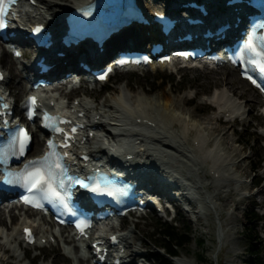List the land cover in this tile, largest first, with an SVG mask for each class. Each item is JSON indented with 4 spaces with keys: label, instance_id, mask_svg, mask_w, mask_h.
Returning <instances> with one entry per match:
<instances>
[{
    "label": "rangeland",
    "instance_id": "1",
    "mask_svg": "<svg viewBox=\"0 0 264 264\" xmlns=\"http://www.w3.org/2000/svg\"><path fill=\"white\" fill-rule=\"evenodd\" d=\"M75 1L80 0H66V2L72 4ZM144 1H147L150 5L165 7L168 4L175 5L180 0H140V3ZM53 10H56L57 14L60 13L58 11L59 8H54ZM39 17L41 16L37 15V18ZM43 19L44 21L55 20L52 16H46ZM26 21H29L27 17ZM2 53L0 51V58H2ZM8 57L10 58L9 54ZM5 63L4 60L3 64ZM24 63L29 65L28 61ZM22 65L23 63H17V67L20 70ZM224 72L234 74L236 79H239L235 72L226 68L217 71H197L190 67H182L179 63L168 67H152L139 72L116 74L112 78L114 85H112V91L110 92L103 91L101 87L91 89L87 86L85 89L70 94L69 87L66 86L63 93L66 96L63 98L61 95V102L69 104L74 101L75 97H80L81 100L89 103L92 109H96L98 113L104 115L102 116L103 122L112 133L118 130L115 129L118 127H113L117 123L113 117L116 114V109L126 111V108L122 107L120 103L121 96V98L128 101V107L129 105L131 107L137 106L138 102L149 103L156 100L161 103L168 100L175 103L174 112L180 115L182 120L185 119L190 124L195 123L198 125L199 129L195 128L192 131L191 138H196L199 134H205L208 137L206 149H211L212 147L223 149L227 165L225 168L226 174H230L231 177L233 175L237 177V180L221 184L216 188L215 183L206 177L208 168L212 164L209 161L207 164L202 165L198 179H196V176L193 178L197 180L200 192L205 195L204 197L208 199L210 196L212 200H204L203 195L198 192L194 197L193 203L192 197L189 204H182L178 200H174L173 204L181 205L177 216L179 228L190 229L193 237L191 244L179 250L180 258H185L191 264H244L255 258V256H251L250 251V247H253L264 263V219L261 222L253 221L248 223L245 216L246 213L250 215L253 209L260 215H264V116L260 111V106L263 102L262 100L260 101L261 97L259 94L253 90L252 95L257 96V98L253 102L255 108L252 110L246 102L247 96L236 94L230 85L225 84L224 81L227 76L223 75ZM14 82V80L10 79L6 86L10 90L12 89L11 97L17 99L24 96L25 92L16 95L15 93L18 90H16ZM122 91L125 94L124 97L121 95ZM216 91L231 98L232 102L237 104V108L244 113V116L239 117V120L237 119L235 122L225 121L227 117H223L225 120L221 118L222 123H217L215 118L217 116L220 117V112L212 107L210 100V97ZM56 95L60 94L56 93ZM67 95H69V99ZM94 98L96 101H94ZM187 99L192 100L187 105H184V101ZM144 109L153 116L161 115L160 112L155 113L148 105ZM236 112L239 111L236 110ZM165 124L166 122L160 132L146 131L145 133L151 136L158 135V133H166L172 138V141L175 139V141L180 142L179 135L183 131L182 125L176 121L177 126L172 129L170 126L166 127ZM215 128H220V131L213 134ZM225 132L227 133L226 135H224ZM177 134V139L173 138ZM99 135L101 140L98 142V146L107 145V147H110L114 143L107 132L102 129L99 130ZM148 140L152 142L151 139ZM108 141H110L109 144ZM189 144L191 145V142ZM152 147L158 146L154 145ZM178 156L181 161L173 160V164H169L162 159L161 161L155 160V162L163 170L176 169L178 170V175L192 176L191 167L189 170L180 168V166L191 165L195 168L197 164L196 158L192 162V156L188 158ZM182 161L187 164H183ZM239 162V168L235 167L234 163L238 164ZM228 163L230 164L228 165ZM154 170H157V168L155 167ZM154 176L155 174L153 178ZM185 180L188 184L192 183L187 179ZM176 184L177 186L180 185L179 182ZM207 185H210V188L205 187ZM246 195L251 197H246ZM167 196L165 195V197ZM224 198L229 200L226 206L222 202ZM10 214H19L21 218L12 220L9 217ZM26 220V217L17 210H13L10 213L7 211L0 213V227H3L0 230V235L2 232L7 233V236L0 237V245L10 249L9 253H5L0 248V259L3 258L5 260L4 263L0 264H7L8 262L12 264L74 263V258H70L63 251L61 244L57 246L49 244L41 249L30 250L20 247L18 240L12 236L16 232L18 233V229ZM165 222H173L172 213L165 217L163 214L155 212L147 214V216L139 220L133 218L125 221L127 230L125 234L128 235V242L133 251L131 256L136 261L133 264H141L140 260H138L139 258H145L147 260L145 264H160L158 259L154 260L153 258L159 252L156 246L162 247L164 245L162 244L163 239L161 238L158 225ZM43 228L47 232L51 231L48 226ZM196 239H204L205 243L203 246L197 245ZM71 249L74 250V255L77 256V249L74 246H71ZM199 254L203 255L204 261L198 258Z\"/></svg>",
    "mask_w": 264,
    "mask_h": 264
},
{
    "label": "bare ground",
    "instance_id": "2",
    "mask_svg": "<svg viewBox=\"0 0 264 264\" xmlns=\"http://www.w3.org/2000/svg\"><path fill=\"white\" fill-rule=\"evenodd\" d=\"M38 4L37 7L32 8L33 10L30 11L29 9H24V11L26 12L25 14L27 15V19L30 21L32 20V14H34L33 16H37V14L39 15H43V18H45L46 16H52L55 18V20H53V24L55 26H59L61 24V19H62V13L63 11L68 7L73 5L72 3H68L66 2V0H61V1H57V0H35ZM59 8L58 11H60L59 14H57L56 10L53 9ZM214 8V5L210 4V9L212 10ZM48 15V13H50ZM141 43V42H140ZM110 44H108L106 46V52L104 55L99 56L98 58L100 60H103L106 58V56L108 55V52L110 51L109 48ZM132 46L134 47H138L140 46L139 44H132ZM78 58H80V53L78 54V57L76 59L74 58H70V59H59L57 57H52V64H55V70L50 73L49 77L53 76L55 73L60 72V73H68V69L70 68H77L76 67V62L78 60ZM5 60L6 62V70L8 71V76H9V80H14V86L16 88V90H18V92H16V95H19V93L22 92H26L27 91V84L26 82L23 80L24 78V74L22 73V71L20 70V68L17 67V62L15 60H13L11 57H8V52L6 50L3 51L2 53V58H1V62H3ZM224 76H227V78L225 79V84L226 85H230L231 88H233L235 90L236 94H240L241 96H247V104L251 107V109L253 110L255 108L254 105V101H256L257 96L252 95V91L253 89H251L248 84L244 81H242L241 79H236L234 74H229L224 72L223 73ZM65 81H67V83H71L72 81L67 80L65 78V76L63 77ZM121 95H123L124 97V93L123 91L121 92ZM122 97V96H121ZM120 97V103L122 105V107L126 108V111L123 110H118L116 109V114L113 115V117L115 118V121H117V123L115 124V126L113 127H118L115 129H118L119 132H123L120 135H115L114 133L110 132L105 125H103V130L105 132H107V134L110 136V138L113 140V142L115 143V145H112V148H114L115 152H120L121 150L124 149H135L133 150V153H137L140 154L142 152H145L142 156L145 157L146 159V164L148 162H155V160H165L166 162H168L169 164H173V160L175 161H181L178 157V155H180V157L185 156L186 153L184 150L180 149L179 147L184 146L185 144L182 143L184 142V139L189 140L192 136V131L196 128H198V125L195 123H188L185 119L182 120L180 115H177L174 112V107H176L175 103H172V101L168 100L166 102L161 103L160 101H151L149 103L146 102H138L137 106L131 107L128 105V101H126L125 99ZM191 100H186L184 101V105H187L188 103H190ZM217 107L218 109L221 111V113L223 115L227 114V109H230V115L233 116L236 112V110H238L239 112L237 113L238 117H242L244 116V113H242L240 111V109L237 108V104L235 102H232V99L229 98L228 96L224 95L223 93H219L217 96H215L212 100H211ZM147 105L150 106V108L152 110L155 111V113H159L161 115L158 116H152L149 117L152 121H155L157 123H165L166 127H171L172 129H174L177 124L176 121H178L181 125H182V133L179 135L180 139H182L181 144L177 145V141H172L170 140L171 137H169V135H167L166 133H158V135H153V136H149L150 139L153 141V143H155V148H149L147 147L146 149H142L145 143V140H143L142 138H148L146 136L145 133L143 132H138V133H133V130L127 129V124L125 123V120H130L131 117H136L134 114L136 113V111H140L143 110L144 112H146L144 110V108H147ZM236 107V108H235ZM124 112V113H123ZM106 113V112H105ZM125 113H128L130 117L126 116ZM97 115H100L98 112L94 115L93 119L97 117ZM220 117H216L215 120L217 123H222V119H221V114L219 115ZM165 121V122H164ZM94 122V121H93ZM235 122V120H234ZM169 124V125H168ZM100 125H98L99 127ZM102 126V125H101ZM191 126V127H190ZM148 128V127H146ZM220 131V128H215L213 130V134L217 133ZM124 133H130V136H125V138L122 137V139L118 142H116L115 137L119 138L122 135H124ZM164 134V135H162ZM227 133L225 132L224 135H226ZM177 135H175L173 138L177 139ZM38 134H35V142H34V147L39 146L40 142L38 139ZM116 138V139H117ZM140 144L139 148H138V140H140ZM138 141V142H137ZM192 146H191V150H186L187 153H192V155L196 156V161L197 164L195 165V168L192 167L191 165H184V166H180V168H187L190 170V167L192 168L191 172H192V177L196 176V179H198L199 176V170L201 169L203 164H207L209 161H211L213 163V166H211L210 168L212 170H214L215 172H218L220 175V180L221 181H235L237 180V177L235 175H233L232 177L230 176V174H228V176H230L231 178L229 180L226 179V177H224V173L223 170L224 168L227 167L226 165V157L223 153V149H221L220 147H212L211 149H206V145L208 144V137L205 134H199L198 137L196 138H192ZM196 141H199L200 144L198 147H196L194 144ZM110 143V141H108V144ZM112 143V144H114ZM111 145V144H110ZM101 152H106L107 149L110 150L111 148L106 146H101L100 147ZM151 151V152H149ZM174 151V152H173ZM131 153V152H129ZM157 157H159V159H157ZM228 159V158H227ZM183 164H187L184 161H182ZM156 163V162H155ZM163 163V162H162ZM177 163V162H176ZM151 164V163H150ZM175 164V163H174ZM230 163H228L229 165ZM235 167L237 166V168H239L240 166V162L238 164H235ZM144 167V166H143ZM158 167V169L160 170V172H164L165 171L158 165V164H154L152 167H148L145 166L144 170H146L148 173L145 175L144 179H153V168ZM143 170V169H142ZM199 181V180H198ZM196 185L198 184L197 180H195ZM218 186V185H217ZM216 186V188H218ZM196 189V187H195ZM200 193L203 195V193L200 192V187H197L196 189V193ZM205 195H203V199L204 200H209L212 198L209 196L208 199H206V197H204ZM222 202L224 203V206L227 205V203H229V200L224 198L222 200ZM26 214H28L26 212ZM7 230V229H6ZM38 230L42 231V229L39 227ZM9 231V230H7ZM45 237V236H44ZM127 240V238H126ZM125 240V241H126ZM128 243V242H127ZM1 250H3L5 253H9L10 249H8L6 246H2L0 245ZM132 248L131 246H128V248L126 249V254H132ZM4 263L5 260L3 258L0 259V263ZM78 262H75L76 264H84L83 261L81 260V258H78ZM7 264H12V263H7ZM178 264H191L189 263L187 260L182 259L180 261H178Z\"/></svg>",
    "mask_w": 264,
    "mask_h": 264
},
{
    "label": "snow or ice",
    "instance_id": "3",
    "mask_svg": "<svg viewBox=\"0 0 264 264\" xmlns=\"http://www.w3.org/2000/svg\"><path fill=\"white\" fill-rule=\"evenodd\" d=\"M16 3V0H0V30L7 27L6 17L9 12V5ZM264 30V24L260 25ZM40 29H36L38 32ZM242 65V75L250 80L257 87H261L257 79L250 73H255L261 82H264V35H257L253 32L244 44L238 49L237 58L233 61ZM0 75V79H2ZM99 79H105L101 75ZM264 90V88H262ZM37 98L31 96L25 105V112L29 119L36 115ZM10 114L8 105L0 100V124H2L3 133H0V169L7 170L11 159H19L25 155L28 145L31 142L27 130L17 125L11 128L4 116ZM71 123L61 120L59 117H52L44 112L42 117V126L49 129L53 134L64 136L62 147L71 146V141L77 132L76 127L71 128V134L64 132L61 124ZM6 136L7 139H3ZM61 147L56 145L53 140L48 141L49 151L42 159L32 160L24 164L19 173L7 171L8 183L19 185L24 192L22 199L26 205L34 208H42L45 202L57 203L66 206V201L70 199L73 189L79 187L84 190H90L94 194L113 196L119 190L106 184L101 186L95 179V175L82 180L79 176L71 174L70 167L65 163V155H60L57 149ZM84 159H87L86 157ZM81 231L84 227L90 226L83 223L76 225ZM26 237L31 242L32 234L29 229L24 230ZM115 242V237L112 238Z\"/></svg>",
    "mask_w": 264,
    "mask_h": 264
},
{
    "label": "trees",
    "instance_id": "4",
    "mask_svg": "<svg viewBox=\"0 0 264 264\" xmlns=\"http://www.w3.org/2000/svg\"><path fill=\"white\" fill-rule=\"evenodd\" d=\"M112 85H114V80L109 82L106 88L111 90ZM255 175H257V173H255ZM245 216L248 220V223L253 222V221L261 222L263 220V217L258 212H256L254 209L251 211L250 215L249 213H246ZM178 225H179L178 221H174L173 223H168V222L159 223L158 225V228L160 229L161 238L163 239L162 244H164L162 245V247L165 249L166 253L171 256L178 255L180 249L184 248L186 245H189L193 242L191 230L188 228L181 229L179 228ZM196 243L197 245L203 246V244L205 243V240L196 239ZM250 251H251V256H255V258L250 259L244 264H264L261 261L259 254L253 247H250ZM154 258L158 259L160 264H173V262L168 257L161 255L159 253H157L154 256ZM198 258L202 261L205 260L202 254H199Z\"/></svg>",
    "mask_w": 264,
    "mask_h": 264
}]
</instances>
